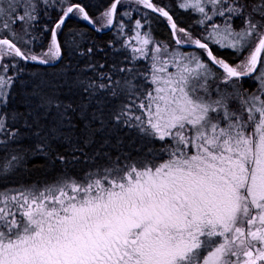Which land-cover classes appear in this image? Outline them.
<instances>
[{"label":"snow or ice","instance_id":"obj_1","mask_svg":"<svg viewBox=\"0 0 264 264\" xmlns=\"http://www.w3.org/2000/svg\"><path fill=\"white\" fill-rule=\"evenodd\" d=\"M0 264H264V0H0Z\"/></svg>","mask_w":264,"mask_h":264},{"label":"trees","instance_id":"obj_2","mask_svg":"<svg viewBox=\"0 0 264 264\" xmlns=\"http://www.w3.org/2000/svg\"><path fill=\"white\" fill-rule=\"evenodd\" d=\"M157 35H166L167 27L162 22L156 26Z\"/></svg>","mask_w":264,"mask_h":264}]
</instances>
